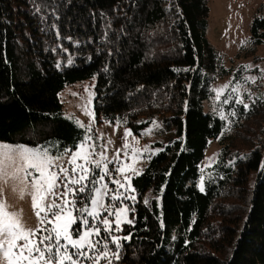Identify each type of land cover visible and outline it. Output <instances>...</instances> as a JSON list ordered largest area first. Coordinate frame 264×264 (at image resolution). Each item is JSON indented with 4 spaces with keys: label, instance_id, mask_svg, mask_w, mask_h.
Returning <instances> with one entry per match:
<instances>
[{
    "label": "trees",
    "instance_id": "trees-1",
    "mask_svg": "<svg viewBox=\"0 0 264 264\" xmlns=\"http://www.w3.org/2000/svg\"><path fill=\"white\" fill-rule=\"evenodd\" d=\"M209 14L207 0H0L1 142L76 149L83 131L60 96L93 79L99 122L119 118L138 136L149 119L165 123L168 142L132 180V223L111 264H264V95L249 83L242 100L223 104L231 128L206 111L211 85L228 75L206 35ZM263 45L256 12L240 50L254 56Z\"/></svg>",
    "mask_w": 264,
    "mask_h": 264
},
{
    "label": "rangeland",
    "instance_id": "rangeland-1",
    "mask_svg": "<svg viewBox=\"0 0 264 264\" xmlns=\"http://www.w3.org/2000/svg\"><path fill=\"white\" fill-rule=\"evenodd\" d=\"M207 1L210 14L206 35L222 56L223 66L227 69L228 75L222 79L217 77L216 82L211 85L214 97L205 104V108L206 111L218 112L223 119H228V110L231 109H226L225 111L223 104L230 101L236 102V100H242L244 94L248 91L246 85L249 83L255 84L257 86L256 90L264 95V45L257 49L254 56H248L247 53H241L240 50L248 43L250 27L256 12L264 15V0ZM236 72H241L239 77H242L237 84L233 82L234 73ZM95 86L96 81L93 79L66 87L60 96L63 104V115L73 121L83 131V140L78 145L84 143L87 147L94 144L96 146V155L93 159L98 160L99 153L101 152L107 157L106 160L101 161V168H96L94 165L88 166L90 172L86 183L91 186V181L96 180L98 176L104 175L103 166L107 165L108 174L104 176V180L100 184H97L96 187L100 188L101 184L107 185L106 191L101 188L100 198L108 209V212L127 209L126 212L120 211L119 227L122 230L123 225L131 220L129 203L130 201L131 204L136 202L132 180L135 176L141 174L149 159L161 150L157 146L158 143L163 145L168 142L165 137L161 136V133H158V129L162 128L163 130L166 126L162 118L149 119V127L138 136L131 129L122 126L119 118L114 122H99L94 109ZM256 94L257 92H254L253 96ZM86 113H90V115ZM227 127L231 128L229 119ZM126 132H131V135L126 136ZM251 143L250 141L248 144ZM125 144L128 147H124ZM221 145L222 143L219 138L211 141L207 149L205 159L201 164V170L203 171L199 181L201 188H204L206 182L212 180L214 177L215 171L213 168L219 159ZM18 146L29 149H47L52 156H58L65 152L55 153L52 148L51 151L46 146L33 147L0 141V153L17 149ZM71 150L72 152L77 151L78 146L76 149ZM118 152L119 155H117ZM71 155L72 153L70 152L64 155L62 159L56 161L57 165L68 168L70 174L72 165L69 163V157ZM10 157V159L5 158L4 174L0 176V202L7 205L9 213L19 215L20 221L25 228H40L42 226L33 211L32 199L29 195L32 191L30 178L26 179L25 171L22 170L24 168L23 161L16 151H11ZM13 160L15 163L12 162ZM77 163H83V161L78 160ZM211 168L213 169L212 171ZM117 169H122L123 171H117ZM55 170L58 172L59 168ZM112 180L119 183H111ZM121 184L124 185L123 188L120 187ZM72 187L78 186L73 185ZM125 189L128 190L126 191ZM57 191H63V187L61 186ZM114 194L119 198L111 199ZM81 196V193H77L75 197L76 208L73 210V216L75 217H79L81 211V205L78 204ZM126 197H135V199ZM108 212L100 209V215L95 221H93L91 216L87 218L89 224L95 223L98 227H101L100 236H93V240H99L102 236L108 237V258L112 262L115 258L114 253H118V249L120 248H117L112 243V237L120 238L119 243L121 245L123 236L120 234L121 230L113 231L111 234L103 230L100 224L101 220L108 219L109 221H115V216L109 215ZM71 227L74 229L77 227V224H72ZM112 228H116V222L112 223ZM0 264H3V262L0 261ZM82 264H91V261H82ZM99 264H108V259H100Z\"/></svg>",
    "mask_w": 264,
    "mask_h": 264
},
{
    "label": "snow or ice",
    "instance_id": "snow-or-ice-1",
    "mask_svg": "<svg viewBox=\"0 0 264 264\" xmlns=\"http://www.w3.org/2000/svg\"><path fill=\"white\" fill-rule=\"evenodd\" d=\"M86 114L90 115V113ZM125 135L129 136L131 132H126ZM95 147L94 144L86 147L81 143L77 151L66 149L58 156L50 155L47 149H29L23 146L0 153V176L4 174V160L11 158V151H16L20 155L24 164L22 170L25 171V178H30L32 191L29 195L32 199V208L42 226L37 229L25 228L19 215L9 213L7 205L0 202V261L3 264H82V261L99 264L100 259H108V264H111L108 258V237L102 236L99 240H93V236H100L101 227L95 223L89 224L87 218L91 216L95 221L100 215V209L108 212L100 198L101 188L106 191L107 185L101 184L100 188L96 187L108 174L107 165L103 166L104 175L91 181L92 187L86 183L90 172L88 166L101 168V161L107 159L103 152L99 153L98 160L93 159L96 155ZM124 147L128 145L125 144ZM70 152L72 153L69 157V163L72 165L71 174L68 168L56 164L57 160ZM78 160L83 163H77ZM12 162L15 163L14 160ZM57 168H59L58 172L55 170ZM117 171L123 170L117 169ZM111 183L119 182L112 180ZM73 185L78 187H72ZM61 186L63 191H57ZM120 187L123 188L124 185L121 184ZM86 191L92 197L89 200L91 207L83 204L86 197L82 195L81 211L79 217H75L73 210L76 208V194H83ZM118 198L115 194L111 197L113 200ZM126 198L135 199V197ZM120 211L126 212L127 209L108 212L109 215L115 216V221L108 219L100 221L105 232L111 234L113 231L121 230ZM113 222H116L115 229L112 228ZM127 223L131 224L132 221L129 220ZM72 224H77V227L73 229ZM129 238L124 237V239ZM119 239L112 237V243L117 248L120 247ZM114 256L119 259L118 253H114Z\"/></svg>",
    "mask_w": 264,
    "mask_h": 264
}]
</instances>
